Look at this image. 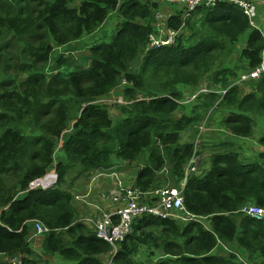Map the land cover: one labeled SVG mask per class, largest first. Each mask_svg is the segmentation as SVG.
Segmentation results:
<instances>
[{"label":"trees","instance_id":"trees-1","mask_svg":"<svg viewBox=\"0 0 264 264\" xmlns=\"http://www.w3.org/2000/svg\"><path fill=\"white\" fill-rule=\"evenodd\" d=\"M163 4L0 0V255L5 260L43 264L46 256L58 254L76 264H264V219L243 212L251 205L264 210V136L250 164L236 148L243 143L214 140L225 134L252 138L256 119L264 118V75L252 82L250 93L238 84L240 74L262 62L264 31L254 29L235 4L200 7L184 27L182 8L164 24L179 31L176 42L151 49ZM115 12L121 21L111 35L101 29ZM101 32H107L105 38ZM83 40L82 61L74 58L80 49L56 56V50ZM234 53L242 66L229 58ZM206 79L218 92L186 103ZM120 94L126 104L116 105L120 114L114 119L110 105L99 101ZM203 125L212 133L200 135ZM187 131L200 136L197 146L182 143ZM203 135V150L210 149L206 161L197 150ZM114 156L127 166L142 164L133 181L142 191L181 188L187 179L184 206L201 220L139 217L115 253L80 221L74 194L80 179L115 170ZM197 156L198 167L187 175ZM54 170L48 186L35 188ZM39 222L49 231L36 237Z\"/></svg>","mask_w":264,"mask_h":264},{"label":"built area","instance_id":"built-area-1","mask_svg":"<svg viewBox=\"0 0 264 264\" xmlns=\"http://www.w3.org/2000/svg\"><path fill=\"white\" fill-rule=\"evenodd\" d=\"M171 4L177 7L184 8L185 15L183 18V27L185 20L190 18L192 14L200 6L215 7L220 3H234L238 5L244 14L250 19L251 25L254 28H259L256 19L258 17V9L255 2H246L239 0H168ZM264 4V1L262 2ZM170 8V7H169ZM179 9V8H178ZM172 17L166 16L164 13L157 15V30L156 35L150 36L149 48H160L163 46L173 45L176 38L179 36V31L174 29H166L162 24V19ZM264 75V54L263 59L256 69L242 75L239 85L258 81ZM206 92V91H202ZM223 95L226 91L222 92ZM122 100V99H120ZM61 144L59 146V149ZM58 149V150H59ZM199 165V158L194 157L186 169V174L196 170ZM55 170L51 172L44 180L35 185V188L46 187L55 177ZM48 177H50L48 179ZM109 177L112 181L117 180V174H99L95 177V181L99 178ZM186 180L181 185V188H164L155 191L143 192L142 190L130 186H122L119 184L118 193L114 198L121 200V207L113 211H104L102 204L95 202L90 203V190L84 196H77L76 199L84 204L85 208H91L90 216L84 218L83 222L89 226L95 227L96 235L99 239L104 240L112 245L114 252L117 253L120 243L124 242L133 232L134 221L145 215H152L162 219H176L182 222L200 221L201 219L191 215L184 206L183 190L186 185ZM112 197L104 196L101 203H105ZM244 213L257 220L264 219V210L257 206H249L243 210ZM35 236H40L48 233L49 229L41 222L35 225ZM111 230V231H110ZM23 264L20 258H14L9 261L5 260L0 255V264Z\"/></svg>","mask_w":264,"mask_h":264},{"label":"rangeland","instance_id":"rangeland-1","mask_svg":"<svg viewBox=\"0 0 264 264\" xmlns=\"http://www.w3.org/2000/svg\"><path fill=\"white\" fill-rule=\"evenodd\" d=\"M259 4L257 5V8H258V18L256 19V23L258 25V27H260L263 31H264V11L262 9L259 8ZM175 7V6H174ZM163 8L164 9H168V6L163 4ZM121 21V15L119 14V12H115L112 14V16L108 19V21L106 22V24L103 26V28L101 29L102 31L104 30H107L109 29L110 31V34L112 35L114 32L117 31L118 29V23ZM102 33V37L105 38V33L107 32H101ZM87 39L90 43H95L94 41V37L92 36H87ZM245 46V44L243 45H238V48L241 50H243L242 48ZM86 47V41L83 40V41H80V42H76L70 46H68L67 48H62V49H59V50H56V56L59 57L60 55H62L65 51H68V50H77V49H80V51L78 52H75L74 53V58L76 59H80V61L83 60V56L82 55H85L86 51H85V48ZM228 57V56H226ZM224 58L223 61L226 62V59L227 58ZM231 60H235L237 62L238 65L242 66V62L240 60V56L239 54L237 53H234L233 55H231V57H229ZM231 60H228L231 62ZM240 66H237V68H240ZM245 74V73H242L240 74V78L242 77V75ZM240 78H239V81H240ZM210 82L208 79H206L202 85L200 86L199 90L192 94V95H189V96H186L185 98V102L188 103V102H192L196 97L202 95V94H210L212 93V90L211 87H210ZM243 90L246 91L247 93H249V90H253L252 88V83H247V84H244V85H241ZM202 91H206V92H202ZM224 90H221L219 92H223ZM214 92H218V91H214ZM114 95H117V94H114ZM123 97L122 94L118 95V96H115L113 97V99H107L106 102H102V101H99L100 103L102 104H107V105H110V109H111V115L114 119H118V116L120 114L119 112V109L116 107V105H125V102L123 101L122 103L118 102V98H121ZM255 134H254V137L252 138H249V139H244V138H235L233 137L232 135H222V138L221 139H214V140H230V141H237L239 143H243V147L241 148V145L237 144L238 147H236L237 149H239V152L240 154L242 155L241 156V159L244 160V158H246L247 160L245 161L246 164H250L252 163V161H256L257 158L255 157V150L258 146V140L261 136H264V118H257L256 119V126H255ZM190 131V130H189ZM191 132H194V131H191ZM191 132H185L182 134V137H183V140H182V143L183 144H186V143H190V142H195L196 143V139L197 137L194 135L191 134ZM200 135H202L203 133H212L209 129H208V125H203L201 128H200ZM71 133V132H70ZM195 134V133H194ZM69 135V134H68ZM65 138H67V135L65 136ZM201 142L199 141V147L197 148L198 152L200 153V157L202 158V160L206 161L207 157H208V152H210V149H206V150H203L204 147L202 146L204 143V135L201 137ZM241 149V150H240ZM114 161H115V164L117 166V168L114 170V173L117 174V180H115L114 182H111V180L109 178H104V181L105 183L101 182L100 183V187L99 186H95L94 187V191L91 195V198H90V203H93L95 204V202H100L101 203V200L104 196H110L112 198L108 199L105 203L102 204V209L104 211H113L115 209H118L119 207H121V200L120 199H117V198H114L117 193H118V188H119V184L122 185V186H127V187H130L132 186V183H133V179L136 178V175L137 173L139 172V170L141 169L142 167V164H140V162H135L133 163L132 166H127L125 163L119 161V159L114 156ZM199 163H200V160H199ZM140 164V165H139ZM127 168H126V167ZM50 178V177H49ZM90 180L87 181V180H84V179H80L77 183H75L76 187L74 189V194L75 196L76 195H82V194H86V192L88 193L89 192V189L92 191V185H91V188H90ZM164 189V188H162ZM88 190V191H87ZM77 206V213H78V216L80 218V221L84 218V217H87L88 214H89V210H85L83 209V206L82 204H76ZM83 222V221H81ZM90 228L94 229L95 230V227L94 226H89ZM44 262L43 264H76V262H73V261H67V260H64L62 259L61 257H59V255H49V256H46L44 259H42ZM148 264L151 263L150 260H147Z\"/></svg>","mask_w":264,"mask_h":264},{"label":"clouds","instance_id":"clouds-1","mask_svg":"<svg viewBox=\"0 0 264 264\" xmlns=\"http://www.w3.org/2000/svg\"><path fill=\"white\" fill-rule=\"evenodd\" d=\"M163 1H165V5H167L168 6V9H164L163 8V6H160V10L156 13V15H155V25H154V29L155 30H157V23H158V21H157V15H158V13H164L166 16H171L172 15V17H170V18H168V19H162L163 21H162V24H163V26L166 28V26L164 25V24H166V23H168L173 17H174V15H176V11L177 10H179L180 11V9H182L181 7H177V6H175L174 4H171L170 2H168V0H163ZM239 1H242V0H239ZM264 0H253V1H246V2H255V5L257 6L258 4L260 5L259 6V8L260 9H262V10H264V4L262 3ZM220 4H222V3H220ZM230 4H234V3H230ZM219 5V4H218ZM217 5V6H218ZM236 5V4H235ZM175 6V7H174ZM238 6V5H237ZM170 7V8H169ZM200 7H206V6H200ZM200 7H198L197 8V10L200 8ZM216 7V6H215ZM239 7V6H238ZM179 8V9H178ZM207 9H210V8H214V7H206ZM240 8V7H239ZM184 9V8H183ZM241 9V8H240ZM258 9V8H257ZM196 10V11H197ZM242 10V9H241ZM195 11V12H196ZM243 11V10H242ZM194 12V13H195ZM193 13V14H194ZM244 13V12H243ZM193 14H192V16H193ZM191 16V17H192ZM246 16V15H245ZM190 17V18H191ZM190 18H188V19H190ZM248 18V17H247ZM258 18V17H257ZM188 19H186L185 20V23H186V21L188 20ZM249 19V18H248ZM249 21H250V19H249ZM183 22V21H182ZM250 24H251V21H250ZM252 26V25H251ZM253 28H254V26H252ZM254 29H261L260 27L259 28H254ZM263 59V58H262ZM212 92H214V91H212ZM224 92V91H223ZM221 94H222V92H221ZM223 95V94H222ZM120 99H122V100H120ZM124 100H123V98L121 97V98H118V102H120V103H122ZM125 102V101H124ZM125 104H126V102H125ZM201 133V132H200ZM200 137V136H199ZM199 137L196 139V143H195V145L197 146L198 145V140H199ZM62 140H63V138H62ZM62 140H61V144H62ZM59 151V150H58ZM198 157V156H197ZM199 158V160L201 161V159H200V157H198ZM187 172V171H186ZM194 172V171H193ZM114 173V170L112 171V172H109V173H105V174H113ZM50 174V173H49ZM48 174V175H49ZM114 174H116V173H114ZM47 175V176H48ZM97 175H99V174H96L95 176H92V178L90 179V188H91V185H92V191L90 190V198H91V195H92V193H93V191H94V187H93V184L95 183V186H99L100 187V183L101 182H103V183H105V181H104V178H109V177H103V178H99L98 180H96L95 181V177L97 176ZM187 175H189V174H187ZM46 176V177H47ZM45 177V178H46ZM44 178V179H45ZM43 179V180H44ZM48 179H49V177H48ZM110 179V178H109ZM111 180V179H110ZM133 181H134V179H133ZM111 182H114V181H112L111 180ZM132 186L134 187V185H133V183H132ZM166 188H170V187H166ZM139 189V188H138ZM160 189H162V188H160ZM141 190V189H140ZM156 190H158V189H156ZM88 191V190H87ZM151 191H155V190H151ZM143 192H149V191H143ZM86 194H87V192H86ZM86 194H82V195H76L75 196V200H76V204H82V206H83V209H85V210H89L90 212H89V214H88V216H90V214L92 213V209L91 208H85L84 207V204L82 203V202H80L79 200H77L76 199V197L77 196H84V195H86ZM90 198L88 199L89 201H90ZM101 202H102V200H101ZM100 203V202H99ZM104 203V202H103ZM103 203H100V204H103ZM251 206H254V205H251ZM145 216H149V215H145ZM152 216V215H151ZM84 218H86V217H84ZM84 218L81 220V221H83L84 220ZM158 218V217H157ZM162 219V218H161ZM169 219V218H168ZM82 223H85V222H82ZM89 226V225H88ZM37 237V236H36Z\"/></svg>","mask_w":264,"mask_h":264},{"label":"crops","instance_id":"crops-1","mask_svg":"<svg viewBox=\"0 0 264 264\" xmlns=\"http://www.w3.org/2000/svg\"><path fill=\"white\" fill-rule=\"evenodd\" d=\"M263 11H264V10H263ZM250 91H251V90H249V93H250ZM245 93H247V92L245 91ZM211 131H213V130H211ZM93 187H95V183L93 184Z\"/></svg>","mask_w":264,"mask_h":264},{"label":"water","instance_id":"water-1","mask_svg":"<svg viewBox=\"0 0 264 264\" xmlns=\"http://www.w3.org/2000/svg\"><path fill=\"white\" fill-rule=\"evenodd\" d=\"M111 231V230H110Z\"/></svg>","mask_w":264,"mask_h":264}]
</instances>
